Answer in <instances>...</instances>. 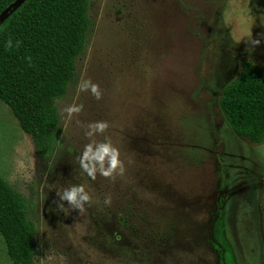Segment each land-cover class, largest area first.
<instances>
[{
  "label": "rangeland",
  "instance_id": "obj_1",
  "mask_svg": "<svg viewBox=\"0 0 264 264\" xmlns=\"http://www.w3.org/2000/svg\"><path fill=\"white\" fill-rule=\"evenodd\" d=\"M90 16L51 156L0 100V175L31 205L35 264H221L220 211L236 263L264 264V143L241 137L220 104L242 59L264 68V0H91ZM249 35L261 39L254 51ZM81 78L102 98L77 95ZM73 103L83 109L68 119ZM94 121H108L95 139L119 148L122 176L80 169ZM71 184L92 197L84 213L56 207ZM0 264H13L1 233Z\"/></svg>",
  "mask_w": 264,
  "mask_h": 264
},
{
  "label": "trees",
  "instance_id": "obj_2",
  "mask_svg": "<svg viewBox=\"0 0 264 264\" xmlns=\"http://www.w3.org/2000/svg\"><path fill=\"white\" fill-rule=\"evenodd\" d=\"M15 1L0 0V14ZM90 6L91 0H23L0 20V100L12 109L43 157L58 146L57 100L75 81L78 58L86 51L92 28ZM27 56L32 57L31 67ZM220 104L241 137L264 143V68L257 61L242 59L239 75L224 87ZM0 233L13 264H35L38 228L31 205L1 175ZM212 234L221 264H237L222 211Z\"/></svg>",
  "mask_w": 264,
  "mask_h": 264
},
{
  "label": "clouds",
  "instance_id": "obj_3",
  "mask_svg": "<svg viewBox=\"0 0 264 264\" xmlns=\"http://www.w3.org/2000/svg\"><path fill=\"white\" fill-rule=\"evenodd\" d=\"M244 42L246 44V51H254L261 43V39L249 35ZM20 43V41H17V48ZM11 47L12 41L9 39L6 42V48L10 49ZM26 59L29 62V67H31L32 57L27 56ZM82 91H90L97 100L101 99L103 95L100 86L93 83L91 79H80L77 84V95ZM82 109V104L77 105L73 103L64 108L63 112L67 113L68 119H71L74 114L80 113ZM108 128V121H94L89 123L85 136L89 138L90 142L85 144L82 152L76 156L80 169L92 180L96 179L97 174L105 178H115L116 175L122 176L125 172V165L120 159V150L114 146L111 139L107 136L103 140L95 139L97 134H104ZM55 192L57 198L54 202L57 209L62 212L67 213L71 209V211L78 210V213H84L86 211L85 205L91 206L93 203L91 195L86 191L85 185L83 184H71L58 188ZM104 203H110V197L106 198Z\"/></svg>",
  "mask_w": 264,
  "mask_h": 264
},
{
  "label": "water",
  "instance_id": "obj_4",
  "mask_svg": "<svg viewBox=\"0 0 264 264\" xmlns=\"http://www.w3.org/2000/svg\"><path fill=\"white\" fill-rule=\"evenodd\" d=\"M23 0H16L10 6H8L1 14H0V20L4 18L15 6H17L19 3H21Z\"/></svg>",
  "mask_w": 264,
  "mask_h": 264
},
{
  "label": "flooded vegetation",
  "instance_id": "obj_5",
  "mask_svg": "<svg viewBox=\"0 0 264 264\" xmlns=\"http://www.w3.org/2000/svg\"><path fill=\"white\" fill-rule=\"evenodd\" d=\"M239 68H240V67H239V65L237 64V65L232 69V71L230 72V75H229V79H232V78L236 77V76L239 74V71H240Z\"/></svg>",
  "mask_w": 264,
  "mask_h": 264
}]
</instances>
